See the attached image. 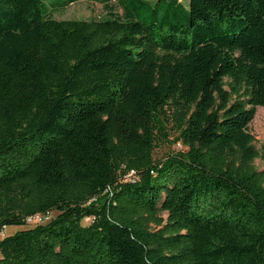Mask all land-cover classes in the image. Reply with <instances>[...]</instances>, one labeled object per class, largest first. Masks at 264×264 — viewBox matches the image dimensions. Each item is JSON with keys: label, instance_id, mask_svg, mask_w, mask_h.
Segmentation results:
<instances>
[{"label": "trees", "instance_id": "16d2710c", "mask_svg": "<svg viewBox=\"0 0 264 264\" xmlns=\"http://www.w3.org/2000/svg\"><path fill=\"white\" fill-rule=\"evenodd\" d=\"M76 1L0 0V231L56 212L2 237L0 264H264V172L247 167L264 0L51 16ZM166 123L185 149L155 160Z\"/></svg>", "mask_w": 264, "mask_h": 264}, {"label": "rangeland", "instance_id": "374dc122", "mask_svg": "<svg viewBox=\"0 0 264 264\" xmlns=\"http://www.w3.org/2000/svg\"><path fill=\"white\" fill-rule=\"evenodd\" d=\"M184 5H187L188 0H179ZM122 9L117 5L115 1L109 2L108 6L105 7L103 4L88 0H79L73 2L63 9H58L51 12V16L57 20H88V19H104L111 18L113 16H121ZM223 88L228 92L229 102L236 99H242L245 96L244 86H235L229 77L223 78ZM249 131L252 135L251 145L256 150L257 155L247 163V167L254 171L264 172V106H257L255 110V115L249 124ZM166 137L159 142L153 152V157L155 160L162 159L170 153L178 150H184L185 148L180 142H175L177 133L172 131L171 124H165ZM232 165L236 167H243V163L239 156H234L230 159ZM264 184V179H263ZM56 212H50L49 218L45 219L42 223H45L50 218L54 217ZM157 218L161 220L158 224L157 222L151 221L146 216H144V222L149 230L160 229L166 221V213H158ZM88 219L83 220V224L88 223ZM39 224L36 220L28 221L23 227L20 226H6L2 231H0V239L7 235H12L20 229L27 227H32Z\"/></svg>", "mask_w": 264, "mask_h": 264}, {"label": "built area", "instance_id": "2783aa9c", "mask_svg": "<svg viewBox=\"0 0 264 264\" xmlns=\"http://www.w3.org/2000/svg\"><path fill=\"white\" fill-rule=\"evenodd\" d=\"M135 177V172L134 170H130L129 173L126 175L127 179H133ZM49 218V213L48 214H36L34 216L28 217L27 222L31 220H36L39 223H42L45 219Z\"/></svg>", "mask_w": 264, "mask_h": 264}]
</instances>
